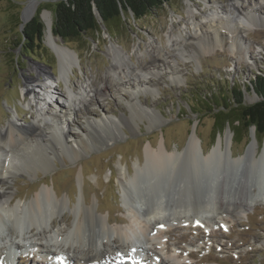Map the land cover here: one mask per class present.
Listing matches in <instances>:
<instances>
[{"label": "rangeland", "instance_id": "374dc122", "mask_svg": "<svg viewBox=\"0 0 264 264\" xmlns=\"http://www.w3.org/2000/svg\"><path fill=\"white\" fill-rule=\"evenodd\" d=\"M29 1L0 0V127L6 126L13 116H16L18 125L35 121L36 115L30 113L28 105L31 97L23 98L24 83L29 76L45 85H49V81L43 75L33 73L31 69L34 66L46 69L56 78L53 83L55 96H61L67 110L73 96L83 98L82 89L101 86L100 79L108 78L109 68L113 64L112 49L120 52L133 67L150 63L149 56H153L157 50L161 51L163 59L147 74L137 72L138 77L145 75L144 87L136 86L133 82L131 86L122 88L114 83L98 103H89L88 100L85 107L80 105V112L75 115L65 110L69 123L62 129L64 140L56 148L52 165L49 170L41 167L34 173L19 172L9 179L10 191L14 194L12 205L27 204L42 188H46L57 200L66 201L63 211L52 216L50 222L54 229L60 222L64 224V218H69L70 222L73 220L72 209L80 200L85 206H96L101 217L109 218L111 228L129 229V212L122 204L120 184L135 173L139 163L142 166L147 147L157 149L164 145L169 153H182L195 128L201 154L206 156L216 145L217 139L229 131L232 159L246 154L252 135L257 143L255 155L259 158L264 140H257L254 128L243 133L238 131V137L242 135L239 142L235 141L229 126L216 133L214 110L209 111L208 104L211 103L214 109V104L222 103V95L231 98L230 88L236 91V84L241 87L246 105L259 101L253 90L246 92L245 88L255 76L264 74V10H258L252 17L258 26L241 33L244 56L242 50L231 49L237 33L224 28L220 29L223 44L215 43L218 46L209 52L200 51L194 57L187 54L191 53L188 48H185V54L172 48L168 37L171 33L175 36L193 35L190 13L197 22L202 23L201 30L205 32L209 31L206 17L210 14L232 12H229L231 3H237L244 14L248 12V3L254 6L264 0H172L138 21L131 14L123 16V26L113 33L101 27V33L93 37L87 35L76 42L56 37L76 56L71 70L62 75L59 73L58 59L47 45L45 29L41 49L33 44L23 48L19 45L22 38L21 16ZM56 1L37 0L35 12L41 10L40 19L45 28L47 21L52 20V35ZM232 13L235 15L231 17H236V12ZM114 79L111 78V82ZM129 79L135 81L136 77L129 76ZM68 87H73L72 94ZM40 94L49 102L48 113L55 115L57 109L54 102H50L43 92ZM132 104L139 105L138 109L152 117L140 120L136 115L132 120V109H135ZM105 118L121 123L116 130L106 128L108 132L117 131V137L103 141L94 136L93 142L89 138L91 144L86 147L79 145L78 148V139H86L88 122H100ZM68 131H71L70 137L67 136ZM74 148L76 153H73ZM251 156L235 166L221 158L218 166L215 164L197 173H183L176 169L168 174L167 180L155 184L143 180L136 193L140 192L143 202L165 200L167 206L174 209L176 206H189L187 208L192 209L207 205L211 207L215 196L228 200L255 198L264 193V164L253 165ZM182 159L179 162H183ZM219 218L222 219L217 224L209 226L201 222L193 226L170 221L166 227L160 228L154 243L146 245L143 241L145 244L138 243L135 249L141 248L146 252L145 258L150 259L149 264L156 263L151 256L155 249L166 260L176 258L182 264H264V205L249 206L245 215L228 214ZM116 220L123 223H116ZM52 224L49 225L52 227ZM37 231L40 233L41 229L30 234L26 241L14 240L15 234H11L9 237L22 246V250H14L11 262L5 259L7 248L0 250V264H40V260L45 261L44 257L35 255V249L31 248L33 245L44 246L43 236L36 235ZM108 245L105 249L111 252L112 247ZM63 253L73 255L72 252ZM127 254L133 264H145L140 262L142 258L136 260L131 253Z\"/></svg>", "mask_w": 264, "mask_h": 264}, {"label": "bare ground", "instance_id": "6f19581e", "mask_svg": "<svg viewBox=\"0 0 264 264\" xmlns=\"http://www.w3.org/2000/svg\"><path fill=\"white\" fill-rule=\"evenodd\" d=\"M255 5H258V7ZM255 5L248 3V12L243 14L239 10L240 7L237 3H231L229 12H236V17H231L235 15L232 12L226 14L220 11L219 13L210 14L206 17L209 31L205 30V32L201 30L202 23L197 22L193 13H190L193 35L187 34L188 36H184L181 34L175 36L171 33L168 37V42L172 48H176L178 51L181 50V54L187 52L185 48L190 49L191 53L187 54L194 57L195 54L201 53L200 51L209 52L213 47L218 46L215 43L223 44L220 29L224 28L237 33V37L234 39L235 42L232 41L231 49L242 50V55L244 56L245 47H243L244 43L241 41V33H246L250 28L257 27L258 25L254 24L257 22L252 17H255L258 10H264V1ZM37 6V0L28 2L21 16L22 25H25L33 17ZM258 19L260 18L258 17ZM45 35L48 47L58 59L60 75L69 72L76 57L75 53L52 35L51 19L46 23ZM111 54L113 55V64L111 63L112 65L109 68L108 78L100 79L102 81L101 86L93 85L88 90L87 88L82 89L83 98H79L80 95H78L73 96L69 103L65 101V103H68L67 110L64 107L61 96H55L56 91L53 83L56 78L46 69L34 66L31 71L38 75H43L49 81V85H45L29 76L24 83L23 98L31 97L28 105L30 113L36 115L35 121L18 125L16 116H13L6 126L0 127V250L7 248L6 251L8 253H5L7 256L5 259L8 262L12 261L11 256L14 250H22V246L9 236L14 233V240L26 241L29 240L30 234H34L40 228L41 232L37 231L36 235L42 234L44 246L33 245L31 248L35 249L37 253L52 256L53 260L62 255L74 264H133L131 259H129V254H127L131 253L130 255H133L134 259L139 260L142 258L140 262L149 264L150 259L145 258L146 252L144 253L141 248L135 249L134 246L135 244L143 243V241L146 242V245L151 244V242L154 243L160 228L166 227L169 224L168 222L174 221L175 224L186 223L193 226L200 222L206 223L208 226L215 225L218 220L222 219L219 218L221 215H245V211L249 206L264 205V193L249 199L237 197L228 200L223 199L222 196H215V201L213 200L211 207L207 205L196 209L187 208L189 206H176V209H174L167 206L165 200L152 202L153 200L150 199L147 200L148 202H143V197L139 196L140 192L136 193L140 189L139 187L142 186L141 182L148 180L155 184L159 181L167 180L168 174L176 169L183 173L193 171L197 173V171L210 169L215 164L218 166L221 158H225L228 162L227 164L235 166L240 164V162L242 163L250 154L253 155L251 156L253 165L260 162L264 164V147L259 158H257L255 155L257 143L253 135L246 154L243 157L232 159L229 149L231 143L229 131L226 132L224 137L220 136L212 150L206 156H203L195 128L192 130L186 148L182 153H169L164 145L157 149L147 147L144 151L142 166L139 163L135 173L132 176H128L126 182H121V200L123 206L129 212V218L127 219V223H130L128 224L129 229L111 228L108 217H101L97 213L96 206H85L81 200L72 209L73 220L70 222L69 218H64V224L60 222L54 229L53 224L50 222L52 216L63 211L66 201L57 200L46 188H42L35 194L29 203L12 205L14 194L10 191L11 184L9 179H13L19 172L34 173L41 167L49 170L53 163L57 146L62 145L64 136L62 129L69 123L68 113L66 112H70L73 115L77 114L80 112V105L85 107L88 100L89 103H98L100 99L107 95L109 86L113 87L114 83L122 88L131 86L133 82H135L136 86L144 87L146 81L143 77L145 75L138 77L137 72L147 74L150 68L155 67L156 63L163 59V54L161 55V51L157 50L153 56H149L150 63L141 64L140 67H133L116 49H112ZM129 76L136 77V80L129 79ZM109 77L110 79L115 78V81L111 82ZM68 88L70 93L73 92V87ZM146 91L143 90L141 92ZM40 92L48 96L50 102H54L57 109L55 115L48 113L49 102L43 98ZM136 95L138 94H134V96ZM132 106L135 108L134 110L132 109V120L136 115H138L136 118L140 120L143 117H152L141 108L138 109L139 105L132 104ZM15 113L17 114L16 111ZM153 121H156V119ZM120 124V122H115L111 118H105L100 122H88L89 131H86V139L79 138L77 147L79 148V145L86 147L91 144L95 139L94 136L103 141L117 137V131L108 132L106 128L113 127L118 129ZM100 125L105 126V128H101ZM106 125L108 126L106 127ZM70 132L68 131V137L71 136ZM223 138L225 139L224 146ZM75 148L73 153H76ZM179 159L184 161L179 162ZM142 209L143 211L140 213L139 210ZM121 222L123 223L122 220H116V223ZM48 223L52 224V227ZM107 244L111 245V252L106 251L105 246ZM58 249L62 250V252H58ZM64 251L72 252L73 255H67L63 253ZM151 253V256L156 259L155 264H182L176 258L166 260L157 254L156 249ZM40 264L47 263L40 260Z\"/></svg>", "mask_w": 264, "mask_h": 264}, {"label": "trees", "instance_id": "16d2710c", "mask_svg": "<svg viewBox=\"0 0 264 264\" xmlns=\"http://www.w3.org/2000/svg\"><path fill=\"white\" fill-rule=\"evenodd\" d=\"M171 1L57 0L53 7L55 15L53 35L64 41L76 42L87 35L93 37L94 34L101 33V27H104L108 33H113L123 26V16L131 14L133 19L138 21ZM40 11L38 9L35 16L24 26L22 25V38L19 41L22 48L30 44L37 49L42 48L45 27L40 19ZM245 90L246 92L253 90L259 101L246 105L241 87L236 84V91L230 88L231 98L222 95V103L214 104V109L211 108V103L208 104L209 111L214 110V130L216 133H221L226 126H229L235 141L239 142L242 135L238 137L237 134L254 128L257 140L262 141L264 140V74L255 76Z\"/></svg>", "mask_w": 264, "mask_h": 264}]
</instances>
